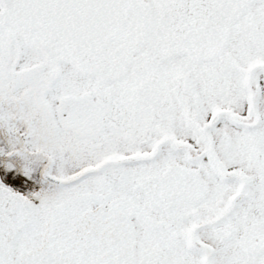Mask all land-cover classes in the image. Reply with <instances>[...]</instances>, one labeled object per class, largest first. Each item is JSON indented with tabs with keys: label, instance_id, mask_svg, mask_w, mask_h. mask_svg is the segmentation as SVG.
Returning <instances> with one entry per match:
<instances>
[{
	"label": "snow or ice",
	"instance_id": "snow-or-ice-1",
	"mask_svg": "<svg viewBox=\"0 0 264 264\" xmlns=\"http://www.w3.org/2000/svg\"><path fill=\"white\" fill-rule=\"evenodd\" d=\"M0 264H264V0H0Z\"/></svg>",
	"mask_w": 264,
	"mask_h": 264
}]
</instances>
